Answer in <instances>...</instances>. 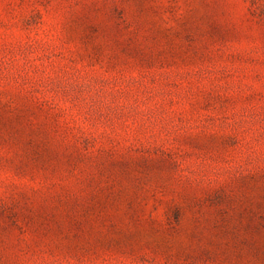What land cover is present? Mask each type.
<instances>
[{
  "label": "rangeland",
  "instance_id": "374dc122",
  "mask_svg": "<svg viewBox=\"0 0 264 264\" xmlns=\"http://www.w3.org/2000/svg\"><path fill=\"white\" fill-rule=\"evenodd\" d=\"M0 264H264V0H0Z\"/></svg>",
  "mask_w": 264,
  "mask_h": 264
}]
</instances>
